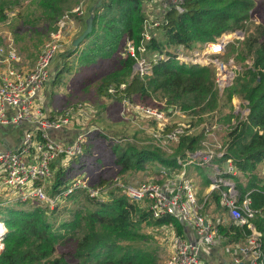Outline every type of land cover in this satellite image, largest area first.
I'll list each match as a JSON object with an SVG mask.
<instances>
[{
    "label": "trees",
    "instance_id": "obj_1",
    "mask_svg": "<svg viewBox=\"0 0 264 264\" xmlns=\"http://www.w3.org/2000/svg\"><path fill=\"white\" fill-rule=\"evenodd\" d=\"M143 1L102 0L92 18L91 32L82 42L84 48L78 55V64L83 67L96 66L113 59L126 44L131 45L135 55L123 53L117 68L101 79L104 87L100 92L116 102L128 100L130 105L135 99L146 105L154 101L159 104L164 102L167 109L173 108V111L179 112H168L171 119L161 125L164 136L155 138L157 141L154 139L157 146H140L126 138L114 141V138L107 139L104 134L90 132L84 139L82 154L70 161L74 165L84 162L88 155L86 144L94 148L90 139L98 135L101 141H108L107 150L112 147L109 155L115 158L113 167L119 168L117 174L123 182L146 170L157 174L165 172L171 177L182 170L188 160L185 153L195 152L202 142V133L194 131L188 134L186 124L192 130L196 129L194 121L188 116L209 114L216 108L218 112L228 109L227 113H221L216 119L228 125L227 141L220 160L231 161L244 174L245 182H240L234 176L227 178L236 182L238 206L247 197L251 208L257 212L252 222L262 234L264 254V177L256 173L258 166L264 165V23H257L254 19L256 0H184L182 12L170 8L159 17V26L149 31L153 32L149 40L144 37L147 16ZM157 31L162 32L160 39L155 37ZM238 31L244 33V38L236 43H228L224 57L233 55V61L240 65L241 70L220 95L213 65L184 63L176 58L179 49L186 56L195 48L199 51L205 44ZM142 47L143 52L140 50ZM140 53H144L142 56L150 53L155 57L164 56L165 59H149L150 71L139 75L133 73V69L138 58H142ZM51 72L50 69V78L53 76ZM58 78L54 79V84H57ZM110 89L114 95H107ZM233 98L247 103V106L243 105L249 109L246 117L234 112ZM181 122L186 123L185 133L175 140L166 139L165 135ZM159 142L172 146V153L165 152ZM52 167L56 170L54 179L47 182L45 189L47 192L51 188L50 195L47 194L49 197L66 190L74 179L71 177L72 171L61 166L60 161L52 164ZM98 181L101 184L95 186L109 183H104L102 174L98 176ZM157 182L161 183L159 180ZM219 189L227 188L221 186ZM80 195L88 201L85 208L74 209L67 205L60 208L65 201L67 203ZM220 195V191L212 195L217 207ZM64 202L51 211V220L47 217L49 204L37 200L1 207L0 221L5 225L6 233L0 264H147L151 259L150 254L129 246L143 238L142 226L171 224L175 234H183V227L176 219L171 216L154 219L147 202H132L120 190L111 191L105 202L76 190L64 198ZM221 209L227 212L226 208ZM67 214H70V218L68 216L60 225L54 224L57 218ZM218 230L220 236L239 243L246 241L251 234L246 226H238L231 220L226 225H219Z\"/></svg>",
    "mask_w": 264,
    "mask_h": 264
},
{
    "label": "rangeland",
    "instance_id": "obj_2",
    "mask_svg": "<svg viewBox=\"0 0 264 264\" xmlns=\"http://www.w3.org/2000/svg\"><path fill=\"white\" fill-rule=\"evenodd\" d=\"M101 1L102 0H0V74L8 69H14L19 72L32 70L47 45H54L56 47V52L49 67L53 76L49 78L47 85L39 92L41 97L38 103L36 102V107L38 109L42 112L47 111L48 115L50 114L57 117L64 111L73 109L71 120L73 125L72 129L74 130L90 128L94 130L92 132H97L96 134L106 135L107 139L114 138V141L120 138H126L127 140L134 141L140 146L149 144L157 146L155 136L151 135L159 129L162 130L160 125H165L170 121L171 116H169L170 114L168 112L178 113L179 111L175 112L173 108L167 109L164 102L159 104L157 101H154L146 105L144 103L141 104L137 99L131 102V106L127 108V104H129L128 100L116 102L100 92V90L103 89L102 87H104L102 86L103 80L101 79L109 76L117 68L119 58L123 57V53L130 52V46L126 44L118 54H115L113 59L100 62L96 66L83 67L78 64V55L84 48V40L82 41L83 43L81 42L83 45L79 43L77 47L73 45L74 41L90 26L95 10L100 8ZM143 3V10L147 16V20L151 22L149 29L154 30L156 27L153 28L152 23L155 21L160 22L159 17L165 14L163 11L168 10V5L166 9H164L162 0H145ZM256 6L257 9L254 19L257 23H264V0H256ZM150 12H152L153 15H150ZM145 33L150 37L153 32ZM161 36V31L155 33L156 38L160 39ZM240 37V33L226 35L222 37V42L236 43L241 41L244 38V33L243 38ZM196 52L201 53L202 49L198 51L195 48L194 51L187 54L185 58L187 63L192 62L189 58ZM130 53L135 55L134 49H131ZM142 54L144 53H140L142 58H138L137 64L133 69V73H139V75H144L141 74L143 73L142 66H140L141 62L148 64L147 61L149 59H156L158 57H155V55L151 53L145 56H142ZM224 54L225 51L221 55L204 57L202 62L200 61L202 66L211 64L215 68L217 76L216 85L219 95L223 93L226 87L232 84L236 73L241 70L240 65L233 61V55L224 57ZM68 67L71 69L68 70ZM56 77H59L58 82L54 84V79ZM111 89L106 92L107 95H114V91ZM231 103L236 114L239 113L241 117H246L248 115L249 109L243 107V105L247 106L246 102L233 98ZM136 106H144L157 110L161 112L165 118L161 122L156 121L138 111ZM227 112L228 109L218 112L216 108L209 114L202 113L188 116L192 118L196 127V129L192 130L189 124L184 123L188 125V134L194 131L202 133V142L199 149L195 152L185 153L189 158H192V155L194 162L188 161L186 165L182 167L183 170L175 174L174 178L169 177L165 172L157 174L153 171L146 170L145 172L130 176L128 182L138 184L147 181L149 177H153L155 180L158 178L160 181H164V179H166L165 181H171L173 179L171 182H165L172 183L176 181L177 175L183 174L187 180L191 181L195 188L196 199L202 214L206 213V215L209 214L211 217H219L220 214H222L221 211H223V209L221 208L223 207L222 205L220 208L215 207L210 202V199L213 198V193H210L211 185H207V182L209 181L211 184L214 180L221 178L222 184H226L225 186L229 187L228 191H232L231 195L235 197V199L238 197V192H234L236 190V182L231 178H227L233 175H227L221 172L220 170H224V164L221 162L220 164L216 163L217 160H220L218 157L223 154L225 149L223 145H225L224 143L227 141L226 135L228 133V125L216 119H219L221 113L224 114ZM183 117L185 118L184 115ZM210 118L214 119L211 120ZM182 123L183 122H181V125H184ZM70 137L71 135H68L67 140ZM90 140L94 143V148H92L90 144H86L88 155L87 159L84 161V166V162L82 161H80V164L74 165L72 163L73 161L71 160V162L70 159L59 158L60 160L58 159V162H61V166L63 165L66 169L69 164L67 170L72 171L71 177H85L94 186L101 184V182L98 181V176L100 174L104 176V183L113 181L115 178L121 179L117 174L119 168L113 167L115 158L109 155L112 147L110 150H107L108 141H101L98 135H93ZM85 142L86 141H84V144ZM160 147L168 154L172 153V146H166L160 143ZM207 154H211L212 156L209 158L207 157V160L203 161L202 158ZM53 170L54 174L53 178L50 179L51 182L56 172L55 168ZM256 171V173L264 177V165L258 166ZM1 172L2 167H0V175L2 174ZM234 174H237V176L234 177L240 182L246 181L244 180V174L239 171L238 168L236 172L234 171ZM50 189L51 188L46 192L48 195H50ZM213 191L217 192L219 189L213 188ZM82 196L83 195H80V197L74 200L72 199L67 203L62 199L57 203L47 204V207H49V212L47 214L48 219H52L51 211L56 208L57 205L60 206L63 202L65 204L63 203L60 208L64 205H67L68 208L74 207V209H79L80 207L85 208L88 205V201ZM206 200L209 201L208 205H205ZM13 204L14 202H10L7 198L2 206L5 207ZM43 206H46V204ZM68 216L70 218V214L63 215L60 219L57 218L54 224L60 225ZM223 217L225 218V215ZM210 222L212 224L216 223V221ZM252 226L254 230H256L253 222ZM142 227L143 238L139 241L132 242L129 246L142 249L150 254L151 259L147 264H164L170 255L171 240L175 233H171V230L165 228L166 226L155 227L144 225ZM216 246H219L220 249L223 250L222 255L228 261V264H232L231 260H233V256L237 254L234 247H246V241L239 243V241L236 242L226 238ZM207 264L211 263L207 262Z\"/></svg>",
    "mask_w": 264,
    "mask_h": 264
},
{
    "label": "built area",
    "instance_id": "obj_3",
    "mask_svg": "<svg viewBox=\"0 0 264 264\" xmlns=\"http://www.w3.org/2000/svg\"><path fill=\"white\" fill-rule=\"evenodd\" d=\"M183 1L162 0V3L164 9L168 5V9L172 8L177 12H182L181 5ZM163 13H165V10ZM150 15H153V13L150 12ZM152 25L153 28L157 27L159 22L155 21ZM150 26L151 22L147 20L145 32H149ZM144 37L146 40L150 38L146 33ZM221 37L212 43L205 44L201 53H193L189 58L192 61L191 63L202 65L201 62L204 57L223 54L229 42L223 43ZM128 46H130L131 52L133 47L131 45ZM140 50L143 52L144 48L142 47ZM55 52L56 47L54 45H47L32 70L19 72L14 69H8L0 74V126L19 127L26 125L29 127V130L24 132L20 145L15 150L0 151V167H2L0 193L5 190L9 201L14 203L37 200L41 203L54 204L68 197L76 190L83 191L88 197L99 202L107 201L111 191L120 190L132 202H147V208L154 219L171 216L183 227L194 232L196 236L194 241L173 234L170 255L164 264H207L202 260L201 252L218 245L226 238L220 237L217 225L212 224L207 216L202 214L196 199L195 188L183 174L177 175L176 181L172 183H158L156 180H147L142 183L132 184L115 178L100 187L94 186L86 178H74L66 190L54 197L47 195L45 192L46 184L53 178L54 174L52 164L58 162V158L72 159L81 155L86 135L94 131L90 128L72 129L71 117L73 109L66 110L57 117L48 115L44 111L43 113L36 107L39 92L49 81V67ZM131 55L134 56L132 53ZM157 58L165 59L164 56H158ZM176 58L181 62L187 63L186 56L180 50L176 52ZM140 66L143 69L141 74H146L150 71L148 64L141 62ZM9 109L13 110L14 113L7 114ZM136 109L147 117L159 122L165 118L161 112L149 107L136 106ZM186 130L187 126L178 125L174 127L172 132L165 135V138L175 140L178 136L184 134ZM59 132L70 133L71 137L68 140L52 137V135ZM154 136L160 139L164 135L162 130L159 129L154 133ZM223 154L218 158L221 159ZM211 156V154H207L202 160L205 161L207 157ZM191 157H187L186 163L188 161L194 162L192 155ZM236 170L237 168L231 161H225L224 170L220 171L227 175L237 176V174H234ZM171 177L174 178L175 174H172ZM223 185L227 188L226 190L219 189ZM225 185L222 184L221 178L214 180L212 183L214 189H219L222 204L227 209L231 221L238 226H246L251 230L250 236L246 239V247H234L237 252L233 256L234 263L264 264L261 234L254 230L251 225L257 212L251 208L250 199L247 197L238 206L237 199L231 195L232 191H228L229 187ZM3 187L4 189H1ZM234 192L237 191L235 190ZM5 233V225L0 221V253L4 249ZM243 259L246 262H243Z\"/></svg>",
    "mask_w": 264,
    "mask_h": 264
},
{
    "label": "crops",
    "instance_id": "obj_4",
    "mask_svg": "<svg viewBox=\"0 0 264 264\" xmlns=\"http://www.w3.org/2000/svg\"><path fill=\"white\" fill-rule=\"evenodd\" d=\"M235 33H240L241 34V37L243 38V33L241 32H234L232 34H235ZM224 36V35H223ZM240 37V38H241ZM40 97L41 95H39L38 97V100H37V103L38 101L40 100ZM130 103L127 104V108L130 107ZM45 109V108H44ZM14 113L13 110H7V114H12ZM47 113V111H46ZM29 130V127H27L26 125L24 126H19V127H13V126H0V151H3V150H15L19 145H20V142H21V138L24 134L25 131ZM70 135V133H64V132H59V133H55V135H52V137L56 138V139H62V140H66L67 139V136ZM220 162L222 164H224V162L222 160H217V164ZM215 163V162H214ZM183 170V169H182ZM180 170V171H182ZM185 174H186V171H185ZM148 180H155V178L153 177H149L147 178ZM159 179L157 178L156 181H158ZM166 179H164V181H160V182H166L165 181ZM245 180V179H244ZM207 185H211V192L210 193H213L215 191H213V188H212V183L210 184V182L208 181L207 182ZM206 185V186H207ZM1 189H4L1 188ZM218 192V191H217ZM6 191L5 190H2L1 193H0V208L1 207H4L2 206V204H4L5 200L8 198V196L6 195ZM212 194V195H213ZM209 200V199H208ZM211 203L217 207V205L215 204L213 198L210 199ZM207 203V204H206ZM209 201H205V205H208ZM210 205V204H209ZM222 205L223 208H225L222 204V199L220 198V201H219V206L220 207ZM227 210V209H226ZM222 214H220L219 217L217 216H209L206 215V213H204L203 215L207 216V218L210 220V221H216V225H217V229H218V226L219 225H226L227 223L230 222V217L228 216V213L227 212H223L221 211ZM225 215V218L223 217ZM214 224V225H215ZM252 225V224H251ZM162 227V226H161ZM183 227V226H182ZM165 228H168V230H171V233H176L174 227L170 224V225H167ZM164 229V228H163ZM218 233H219V230H218ZM220 235V234H219ZM183 237H185L186 239H189V240H196V236L194 234V232L191 230V229H186L185 227H183V234H182ZM220 237H224V236H220ZM225 238V237H224ZM202 255H201V258L202 260H204L206 263H211V264H228V261L223 257V250L220 249L219 246H213V247H210L208 250H204L201 252ZM245 260L243 259V262ZM246 262V261H245ZM231 263L232 264H235L234 263V260H231ZM246 264V263H245Z\"/></svg>",
    "mask_w": 264,
    "mask_h": 264
},
{
    "label": "water",
    "instance_id": "obj_5",
    "mask_svg": "<svg viewBox=\"0 0 264 264\" xmlns=\"http://www.w3.org/2000/svg\"><path fill=\"white\" fill-rule=\"evenodd\" d=\"M91 32V24L90 26L86 29V31L74 41V46L77 47L79 43H81L83 40H85L86 36Z\"/></svg>",
    "mask_w": 264,
    "mask_h": 264
}]
</instances>
